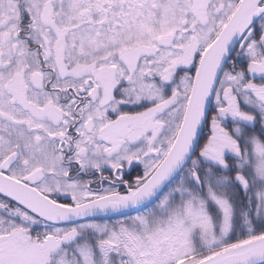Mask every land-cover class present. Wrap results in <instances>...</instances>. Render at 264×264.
<instances>
[{
  "label": "snow or ice",
  "instance_id": "snow-or-ice-1",
  "mask_svg": "<svg viewBox=\"0 0 264 264\" xmlns=\"http://www.w3.org/2000/svg\"><path fill=\"white\" fill-rule=\"evenodd\" d=\"M0 264H264V0H0Z\"/></svg>",
  "mask_w": 264,
  "mask_h": 264
}]
</instances>
